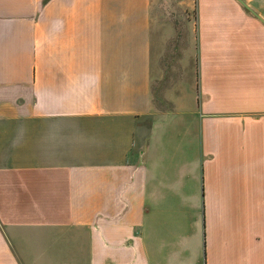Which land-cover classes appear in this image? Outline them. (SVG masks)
Returning a JSON list of instances; mask_svg holds the SVG:
<instances>
[{
    "label": "crops",
    "instance_id": "1",
    "mask_svg": "<svg viewBox=\"0 0 264 264\" xmlns=\"http://www.w3.org/2000/svg\"><path fill=\"white\" fill-rule=\"evenodd\" d=\"M0 264H264V0H0Z\"/></svg>",
    "mask_w": 264,
    "mask_h": 264
},
{
    "label": "rangeland",
    "instance_id": "2",
    "mask_svg": "<svg viewBox=\"0 0 264 264\" xmlns=\"http://www.w3.org/2000/svg\"><path fill=\"white\" fill-rule=\"evenodd\" d=\"M190 17L194 19V12L187 10H172L168 19L175 30L174 37L166 44L164 48L154 56L153 67L159 70L152 81L153 102L161 109L172 107L170 101L164 99V94L170 92L174 94L175 90L181 87H194V76H189L195 68L194 44L195 35L194 24L189 22ZM154 75V74H153Z\"/></svg>",
    "mask_w": 264,
    "mask_h": 264
}]
</instances>
